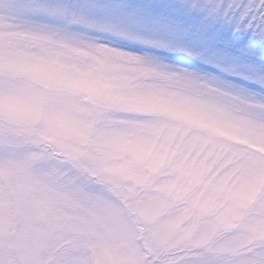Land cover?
<instances>
[{"label": "rangeland", "instance_id": "obj_1", "mask_svg": "<svg viewBox=\"0 0 264 264\" xmlns=\"http://www.w3.org/2000/svg\"><path fill=\"white\" fill-rule=\"evenodd\" d=\"M222 3L259 16L0 0V264H264V50Z\"/></svg>", "mask_w": 264, "mask_h": 264}, {"label": "snow or ice", "instance_id": "obj_2", "mask_svg": "<svg viewBox=\"0 0 264 264\" xmlns=\"http://www.w3.org/2000/svg\"><path fill=\"white\" fill-rule=\"evenodd\" d=\"M252 5L241 4L239 7L231 3L217 6L211 35L222 37L224 44L218 48L230 50L240 47L259 45L264 50V0L259 5V16L255 14ZM252 39H248V37ZM243 38V39H242Z\"/></svg>", "mask_w": 264, "mask_h": 264}, {"label": "clouds", "instance_id": "obj_3", "mask_svg": "<svg viewBox=\"0 0 264 264\" xmlns=\"http://www.w3.org/2000/svg\"><path fill=\"white\" fill-rule=\"evenodd\" d=\"M84 90H87L86 88Z\"/></svg>", "mask_w": 264, "mask_h": 264}]
</instances>
